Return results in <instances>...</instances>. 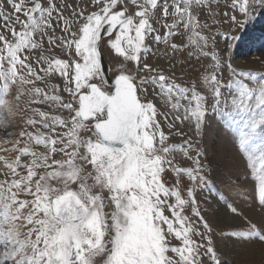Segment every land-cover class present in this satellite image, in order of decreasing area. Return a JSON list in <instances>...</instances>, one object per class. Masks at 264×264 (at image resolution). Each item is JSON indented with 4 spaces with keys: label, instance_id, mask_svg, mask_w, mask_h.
Returning a JSON list of instances; mask_svg holds the SVG:
<instances>
[{
    "label": "snow or ice",
    "instance_id": "snow-or-ice-1",
    "mask_svg": "<svg viewBox=\"0 0 264 264\" xmlns=\"http://www.w3.org/2000/svg\"><path fill=\"white\" fill-rule=\"evenodd\" d=\"M6 4L0 126L25 97L31 114L0 149L16 153L0 155L10 176L0 180V264H221L217 227L234 243L264 244V219L240 210L252 201L264 218V71L228 56L230 31L264 0ZM213 116L233 134L251 187L211 166ZM202 193L221 205L215 224Z\"/></svg>",
    "mask_w": 264,
    "mask_h": 264
},
{
    "label": "rangeland",
    "instance_id": "rangeland-1",
    "mask_svg": "<svg viewBox=\"0 0 264 264\" xmlns=\"http://www.w3.org/2000/svg\"><path fill=\"white\" fill-rule=\"evenodd\" d=\"M0 2L5 3V9L10 11L6 4V0H0ZM71 2V0H69ZM227 10V9H225ZM243 19V17H238ZM230 35L238 37L235 41L229 40L228 43L232 45L231 50L228 53L234 66L242 69H252L255 71H264V7H259L253 13L252 19L249 20L243 28H237L230 31ZM225 41L223 38H219V45L221 48L224 47ZM59 54V50H57ZM105 56L107 61L110 63L112 73L115 74V63L113 61L112 55L108 53L105 47ZM230 78L228 74H225V80ZM50 82H59L50 81ZM199 83V82H198ZM44 86V85H40ZM15 89H13V94ZM66 95V94H65ZM67 98V97H66ZM27 97L24 98V101ZM24 101L20 102L19 108L13 109V114L7 116V123L0 126V149L11 148L12 141L19 138V132L25 128L24 117L30 115L31 113L23 111ZM35 107H42L45 110H49L45 105H34ZM65 116L68 114L66 112L60 113ZM31 130V129H29ZM233 134L224 126L223 121L217 119L215 116L210 120L209 126L206 130L205 143L207 147L206 155L210 159L211 166L216 170V173L225 179H235L233 173L240 175L242 178L248 176L247 184L249 187L252 186L254 180L249 176L248 170L244 167L243 161L239 158L235 151V146L232 143ZM172 142L179 143L181 140L179 138L174 139ZM36 150L43 151V148L38 147ZM0 155H6L8 158H13L16 153L8 151L7 153L0 151ZM59 158V157H58ZM27 159V158H25ZM183 163V162H182ZM6 169L3 168L2 162H0V180L10 179V176H5ZM171 182V177H169ZM208 199V204L204 205L205 208L211 205L213 210L211 214V222L213 224L217 223V218L214 215L216 210L221 208V205L215 203L211 197L207 196V193H202ZM241 203V201H237ZM244 216L251 220L253 223L258 225L261 220L264 219L261 216V209L258 206H254L252 201L242 203L241 209ZM207 218V217H206ZM230 224L239 225L241 219L228 218ZM26 228H22V232H26ZM220 228L215 229L214 240L218 245V255L221 260V264H264V254L261 258L256 259L255 256H251L247 260L238 258V247L239 250H243L245 246L253 247L254 252L258 251L261 247L264 248V244L260 242L249 243V244H239L234 243L227 237H221L219 235ZM23 235L21 239H23ZM257 246V247H255ZM237 247V248H236ZM105 257L99 256L96 258V264H103ZM10 264V262H9Z\"/></svg>",
    "mask_w": 264,
    "mask_h": 264
},
{
    "label": "bare ground",
    "instance_id": "bare-ground-1",
    "mask_svg": "<svg viewBox=\"0 0 264 264\" xmlns=\"http://www.w3.org/2000/svg\"><path fill=\"white\" fill-rule=\"evenodd\" d=\"M237 247H236L238 249L237 256H238V258L243 259V260H247L251 256H255L256 259H259L264 254V248H262V247L258 251H255V252L253 250V247H250V246H245L243 248V250H239L240 247L238 245H237ZM255 247H257V246H255Z\"/></svg>",
    "mask_w": 264,
    "mask_h": 264
},
{
    "label": "water",
    "instance_id": "water-1",
    "mask_svg": "<svg viewBox=\"0 0 264 264\" xmlns=\"http://www.w3.org/2000/svg\"><path fill=\"white\" fill-rule=\"evenodd\" d=\"M103 62H104V65H105V73L108 76L109 84L111 85L113 78L110 77V70H109L110 67H109L108 62L106 61V57L105 56H104V61Z\"/></svg>",
    "mask_w": 264,
    "mask_h": 264
},
{
    "label": "flooded vegetation",
    "instance_id": "flooded-vegetation-1",
    "mask_svg": "<svg viewBox=\"0 0 264 264\" xmlns=\"http://www.w3.org/2000/svg\"><path fill=\"white\" fill-rule=\"evenodd\" d=\"M110 69H111V66H110ZM114 75H115V74L112 73V69H111V70H110V77H111V78H114ZM109 85H110V84H109Z\"/></svg>",
    "mask_w": 264,
    "mask_h": 264
}]
</instances>
